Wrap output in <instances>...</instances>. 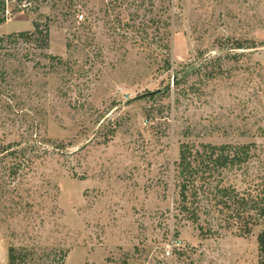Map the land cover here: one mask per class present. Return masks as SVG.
<instances>
[{
    "label": "rangeland",
    "instance_id": "rangeland-1",
    "mask_svg": "<svg viewBox=\"0 0 264 264\" xmlns=\"http://www.w3.org/2000/svg\"><path fill=\"white\" fill-rule=\"evenodd\" d=\"M37 1L0 24L50 34L0 45V264H259L264 0ZM183 142L250 145L232 208L180 211Z\"/></svg>",
    "mask_w": 264,
    "mask_h": 264
},
{
    "label": "trees",
    "instance_id": "trees-1",
    "mask_svg": "<svg viewBox=\"0 0 264 264\" xmlns=\"http://www.w3.org/2000/svg\"><path fill=\"white\" fill-rule=\"evenodd\" d=\"M25 1V2H24ZM31 1L37 0H0V24L8 21L12 16L20 12L28 10ZM49 0H39L41 5L47 4ZM34 29L30 31H23L20 33H12L5 37H0V45L8 39H15L16 37H23L24 39H34V42L42 44V47H47L49 44V25L45 28L41 25L39 20H34ZM31 41V40H29ZM32 41V42H33ZM69 49L71 44H68ZM50 62L53 65H68V60L56 55H50ZM166 63L169 64V58H166ZM11 154L18 155L19 150H11ZM180 156L177 166V178L180 196V211L187 215L191 220L198 222L200 217V209L204 205L209 207V202L203 204V198L206 199L214 194L215 203H222L225 207L232 208L230 200L236 195L234 187L214 186L210 178L220 168H231L244 163L250 157V145L222 144L215 145L212 143H202L199 146L191 144L190 142H183L180 146ZM22 156V155H21ZM21 164H14L15 172L19 171L18 167ZM14 169V168H13ZM246 203L244 198H240ZM257 215L264 217V206L258 204L256 207ZM238 217L241 216L240 211L237 212ZM204 231V230H203ZM252 228L249 223L245 225L243 233H251ZM259 243V264H264V230L258 234ZM10 250V264L14 262V256ZM64 257V255H63ZM62 257V258H63Z\"/></svg>",
    "mask_w": 264,
    "mask_h": 264
},
{
    "label": "built area",
    "instance_id": "built-area-1",
    "mask_svg": "<svg viewBox=\"0 0 264 264\" xmlns=\"http://www.w3.org/2000/svg\"><path fill=\"white\" fill-rule=\"evenodd\" d=\"M2 242H3V241H2V237L0 236V245H1Z\"/></svg>",
    "mask_w": 264,
    "mask_h": 264
}]
</instances>
